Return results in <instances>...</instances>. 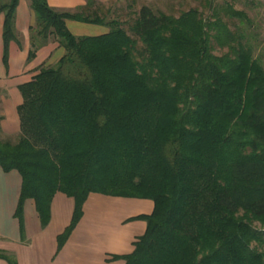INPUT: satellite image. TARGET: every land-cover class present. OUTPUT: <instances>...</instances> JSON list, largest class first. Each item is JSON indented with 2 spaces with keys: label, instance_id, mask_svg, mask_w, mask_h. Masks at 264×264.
Returning <instances> with one entry per match:
<instances>
[{
  "label": "trees",
  "instance_id": "trees-1",
  "mask_svg": "<svg viewBox=\"0 0 264 264\" xmlns=\"http://www.w3.org/2000/svg\"><path fill=\"white\" fill-rule=\"evenodd\" d=\"M215 1L203 4L210 15H173L147 4L132 11V0L124 19L98 0L75 11L30 0L28 60L51 39L63 54L19 85V133L0 137V168L21 177L20 220L28 198L45 225L55 193L72 197L61 246L91 193L148 199L152 211L132 217L144 233L114 258L264 264L263 53L243 31L247 13ZM18 3L0 0L6 65ZM67 20L107 31L77 35Z\"/></svg>",
  "mask_w": 264,
  "mask_h": 264
},
{
  "label": "crops",
  "instance_id": "crops-1",
  "mask_svg": "<svg viewBox=\"0 0 264 264\" xmlns=\"http://www.w3.org/2000/svg\"><path fill=\"white\" fill-rule=\"evenodd\" d=\"M98 1L107 4L117 0ZM86 2L87 0H48L52 8L61 11H75ZM15 19L19 41L12 40L9 43L6 65L3 61L5 48L2 38L4 14L0 13V89L3 91L0 98V133L8 136H16L20 129L17 108L23 98L19 85L30 81L39 68L50 61L61 48L56 40L51 39L37 50L32 60H28L31 47L29 28L34 22L30 0H19ZM66 22L68 27L70 24L76 27L77 35H97L107 31L106 27L95 24L74 20ZM255 26L251 20V25L247 30L243 27V31L250 32L254 44L258 43L255 55H259L264 46V38L259 35ZM97 27L102 30L97 32ZM5 104H8L12 112L13 126H9V119L4 115ZM20 190L19 173L4 172L0 168V264H125L124 259L114 256L131 253L134 242L146 229L144 220L132 217L149 214L153 208V202L148 199L91 193L83 206L80 221L59 246L58 236L72 219L74 199L56 192L50 205L49 220L43 225L32 198L24 202L22 220L15 215Z\"/></svg>",
  "mask_w": 264,
  "mask_h": 264
},
{
  "label": "rangeland",
  "instance_id": "rangeland-1",
  "mask_svg": "<svg viewBox=\"0 0 264 264\" xmlns=\"http://www.w3.org/2000/svg\"><path fill=\"white\" fill-rule=\"evenodd\" d=\"M229 3H231L235 9H240L244 10L249 18L252 20V24L256 25L257 32L259 35L263 36L264 38V0H228ZM132 3V0H117L116 2H109L105 3V5H113L116 7L118 14L122 15L123 18H127L128 14L127 12L129 11L128 8H126L127 4ZM207 0H135L133 4V10H137L142 4H147L150 5L155 11H164L166 13H170L173 15H179L182 11L188 10L191 7H198L200 10H203L205 15H210V11L206 8L205 4ZM224 1L223 0H216L215 3L222 4ZM236 23L237 20H234ZM70 29L74 34L76 33V27L74 25H69ZM232 27V26H231ZM97 32H100L101 27H97ZM90 34H92V31ZM261 40V38H260ZM264 40V39H262ZM255 41H253L254 43ZM255 45H258L256 42ZM225 51V48L220 50L217 46H215L214 52L216 54H220ZM63 53V49L59 48L55 54L52 56L50 61H47L45 65H50L53 64L54 61L59 57L60 54ZM264 54V46L261 48V54ZM264 64V62H263ZM1 92L2 89H0V98H1ZM5 92V91H4ZM4 115L9 119L8 123L9 126H13V121L11 119L12 112L10 110V107L8 104L4 105ZM1 113V111H0ZM13 130V129H12ZM0 137L2 139H9V140H15L17 136L12 135H3L0 133Z\"/></svg>",
  "mask_w": 264,
  "mask_h": 264
}]
</instances>
